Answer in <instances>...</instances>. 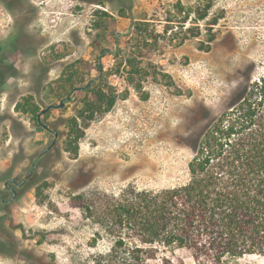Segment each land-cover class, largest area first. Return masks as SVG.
Wrapping results in <instances>:
<instances>
[{
	"label": "rangeland",
	"instance_id": "obj_1",
	"mask_svg": "<svg viewBox=\"0 0 264 264\" xmlns=\"http://www.w3.org/2000/svg\"><path fill=\"white\" fill-rule=\"evenodd\" d=\"M130 10L133 29L126 33ZM141 21L145 31L137 33ZM116 32L123 33L119 56L100 59L106 48L115 50ZM0 60L16 70L0 94L4 198L11 196L4 181L23 179L58 132L15 199L0 200V264H85L121 236L128 240L113 212L120 197L131 188L185 183L206 124L237 88L264 75V0H0ZM100 61V83L128 94L88 124L78 120L85 134L75 157L64 150L66 120L86 90L42 116L51 131L16 104L29 96L41 109L59 104L71 85L99 75ZM168 254L197 264L185 249ZM229 264L264 259L248 255Z\"/></svg>",
	"mask_w": 264,
	"mask_h": 264
},
{
	"label": "trees",
	"instance_id": "obj_2",
	"mask_svg": "<svg viewBox=\"0 0 264 264\" xmlns=\"http://www.w3.org/2000/svg\"><path fill=\"white\" fill-rule=\"evenodd\" d=\"M207 10L199 13L200 19ZM143 23L136 24L137 33L145 31ZM149 35L145 38L155 37ZM127 62L133 72L139 70L132 59ZM15 72L12 64L0 60V94ZM102 80L103 75L86 89L76 115L66 120L64 150L75 157L85 134L78 120L88 124L109 112L118 98L127 97L128 92L120 94ZM135 88L140 91L142 85ZM31 99L17 102L16 109L32 114L43 130L45 122L38 119L42 109ZM193 150L185 183L162 190L131 188L120 197L113 212L116 224L127 229L128 240L121 236L110 250L94 254L85 264H187L169 256L177 249L187 250L197 264H229L248 255L264 259V75L232 93ZM4 244L0 239V246Z\"/></svg>",
	"mask_w": 264,
	"mask_h": 264
},
{
	"label": "water",
	"instance_id": "obj_3",
	"mask_svg": "<svg viewBox=\"0 0 264 264\" xmlns=\"http://www.w3.org/2000/svg\"><path fill=\"white\" fill-rule=\"evenodd\" d=\"M132 11L130 10L129 11V15H130V18L132 19V23H131V26L130 28H128L127 32L126 33H130L133 29V23H134V20H133V15L131 13ZM123 36V33L122 32H116L115 34V38H116V48L115 50H111L109 48H106L101 54H100V59H102L106 54L108 53H112V54H116L119 50H120V45H119V40H120V37ZM98 71H99V75L94 78L93 80L89 81L87 84H85L84 86H75L71 92L65 97L63 98L59 104H49L48 106H46L44 109H42L39 113H38V119L39 121L41 122V118H42V115H44L45 113H47L48 111H50L51 109L53 108H63L67 102H69L71 99H72V94L73 92L75 91H79V90H86L87 88H89L92 83L98 79L99 77H101L103 75V72H104V65H103V62L100 61L99 64H98ZM44 128L47 129V130H51L49 128L48 125L46 124H43ZM57 137H58V132L57 131H54V139L53 141L51 142V144L49 146H47L38 156L37 158L35 159V161L33 162V164L31 165V170L29 172V174L22 180V182L19 184V185H22L25 183V181L33 174L34 172V169L36 167V161L42 157L44 154H46L55 144H56V141H57ZM12 181H16V178H12L11 179ZM15 195H16V192L13 193L12 197H11V201L15 198Z\"/></svg>",
	"mask_w": 264,
	"mask_h": 264
},
{
	"label": "flooded vegetation",
	"instance_id": "obj_4",
	"mask_svg": "<svg viewBox=\"0 0 264 264\" xmlns=\"http://www.w3.org/2000/svg\"><path fill=\"white\" fill-rule=\"evenodd\" d=\"M50 131H51V130H50ZM34 161H35V160H34ZM34 161H33V162H34ZM33 162H32V164H33ZM32 164H31V165H32ZM35 164H36V163H35ZM35 168H36V167H35ZM30 170H31V167H30ZM30 170H29V172H30ZM34 170H35V169H34ZM29 172H28V174H29ZM28 174H27V175H28ZM27 175H26V176H27ZM26 176H25V177H26ZM25 177H24V178H25ZM30 177H31V176H30ZM30 177H29V178H30ZM12 178H16V181H12V180H11ZM24 178H23V179H24ZM29 178H28V179H29ZM23 179L19 180L17 177L7 178V179L4 181V188H5V191L10 192L11 196H10L9 199H6V198H4V196H3L4 194H3V195L0 194V200H2L3 202H6V201H7V202H12V201L15 199V198H14L12 201L10 200L11 197H12V195H13V193L16 192V195H15V197H16L17 194H18V189H20V188L22 187V185L25 184V183H24V184H22V185H19V184L22 182ZM28 179H27V180H28ZM27 180H26V181H27ZM26 181H25V182H26Z\"/></svg>",
	"mask_w": 264,
	"mask_h": 264
}]
</instances>
